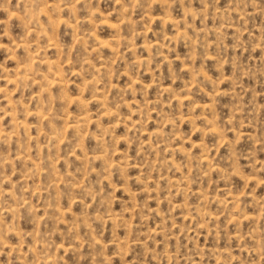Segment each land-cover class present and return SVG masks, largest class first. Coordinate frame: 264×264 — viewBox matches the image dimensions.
I'll return each instance as SVG.
<instances>
[{"label": "rangeland", "instance_id": "374dc122", "mask_svg": "<svg viewBox=\"0 0 264 264\" xmlns=\"http://www.w3.org/2000/svg\"><path fill=\"white\" fill-rule=\"evenodd\" d=\"M20 1L8 0L7 3V0H0V5H5L0 6L3 10L0 9V21L3 20L5 24L0 22V33L2 34V27H4L3 30H6L10 34V38L14 35V39L18 38L16 35H21V39L26 37L24 34L27 35L24 31L25 27L23 25L20 26V20L17 18L18 14L21 13L18 16L21 18V15L23 16L24 13V7H22L24 4L22 5ZM34 1L36 3V0H32V2ZM75 1L77 0H62V2L69 4L70 2H74L76 16L72 15L74 14L72 12L66 13V11H62L60 13V24L58 25L57 23L58 28L56 25L57 34H54L56 33V29L52 33L54 36L56 35L55 37L53 36L56 38L55 42L58 40L60 42L59 44L62 45L60 46L58 41L56 42L60 46V53L57 52V54L63 58L58 59L55 53L56 51L45 48V45L41 46L42 49L44 48L43 50L47 49L43 51L45 52L44 56L40 48L42 56L49 59L53 57L52 59H58L59 62H62L61 65H64L63 70L65 69L63 76L67 79L65 81L68 82V84H65L67 88L65 86L64 89L52 87L50 89L51 96L53 97L50 100L51 102H48L46 95H42V103L46 105V102H48V106L54 115L51 122L52 126L54 128H60L63 124V114H65L66 106L68 114L71 111L69 115L72 116L70 117H74L81 112V107H78L80 105H77L78 102H76L77 100L75 98L82 96L78 100L85 104L84 108L95 122L88 126V130L85 131L86 134L82 132L84 135L81 136V144H84L85 146L83 145L82 147L87 150L81 148L79 152L82 153L83 151L84 155L79 153L76 147L73 146L78 136L71 130L65 132L64 140L58 145L59 147L55 145L57 148L49 141L45 144L44 142L47 138L45 137L43 140V136L37 138L39 139L37 142H40L38 146L40 145L41 152L34 149V144H37L36 141L35 143L33 141L30 142L29 150L31 156L33 158H39L41 165H43V169L41 170L43 173L41 172L39 177L37 176L36 178L35 176H30L22 179L21 172L24 169V164L14 159L16 153L15 144L9 143V145H5L0 143V153L7 155L6 151L8 150V156L10 158L9 166L6 165L3 170L5 174L2 173L4 176L7 175V177L3 176L5 179L2 178L3 182L0 180V190L4 188L5 190L8 189V191H11L13 189L14 191L12 190L11 192L16 198L25 196V199L32 207L29 210L30 212L28 209L20 208L19 216L17 215L18 220L16 216L12 217L6 212L0 213V218L3 220H0V222H4L3 224H5H2V229H4L3 226H13V228L17 227V231L24 232H21L22 240L17 236L15 238V235L11 233H5L4 240L7 244L19 245L20 251H11V253L7 251L2 252L0 254V264H51L50 262L38 261L36 257L32 258L33 255L29 251V247L34 245L35 251L37 254L39 253V256L46 255V252L50 255L56 252L54 254H57V256H54L57 258V261L54 264H264V0H88L86 3H84V0ZM142 1L145 4H141L143 3ZM87 2H89V6H86L88 5ZM126 2H130V4ZM5 3L11 9L7 8V10ZM72 3L71 5H73ZM133 4L134 7H132ZM147 4L149 7L144 6V9L147 11L143 10V5ZM121 7L122 9L123 7L126 8L121 10ZM93 8H96L95 11L99 13L92 11L94 10ZM88 9H91L90 13ZM19 10L20 12H18ZM10 13L13 14V18H9L11 17ZM119 13L123 17L121 15L119 16ZM239 13L244 14L239 15ZM14 14H16V17ZM162 14L164 16L169 14L167 16L168 18L177 21L176 27L174 25L172 27V24H169V22L163 24L160 21V18L163 17ZM73 16L76 18L80 17L81 19L79 18L78 20V18H75V20L71 18ZM92 18L95 19V22L92 21ZM99 18L101 19L99 20ZM122 19L128 20V22L126 21V23ZM39 22H43L41 25L44 27L46 20L42 15H40ZM66 22H70V25L76 24L74 26L76 30L74 29L73 31V28L64 24ZM94 23L96 25L92 28ZM106 23L107 25L105 26ZM111 24L114 28L111 27ZM115 24L120 26L118 28H121L120 31L116 29ZM21 27L22 29L24 28L22 31ZM29 27L35 28L32 24ZM94 28L96 37L100 36L98 38L99 40L101 38V40L104 39L107 41V37L109 38L108 41H113L115 38H120L121 41L118 44L112 43L113 47L110 48V46V49H105V47H108L105 45H97V42H94V45L92 42L95 40L91 36V34L95 36ZM84 30L86 31L84 32ZM89 31L91 33H88ZM116 31L121 32L120 35L119 33L116 35ZM143 31L144 34H142ZM175 31L179 34L183 32L184 35L182 33L179 35ZM196 31L200 32L197 33ZM20 32L22 34L25 33L22 35ZM71 32L73 36L70 34ZM87 33L89 37H87ZM110 34L112 38L109 36ZM114 34L115 36H113ZM79 36L82 38L80 39ZM174 36L176 37V41L172 39L175 38ZM9 37L6 40L8 39L10 41ZM32 37L34 38V36H31L32 40L37 39L36 42H40L39 45H42V42H44V38L41 40L42 37L39 41L40 36L38 38L35 36L34 39ZM77 37L82 42L87 40L83 44L86 51L82 48V42L75 40ZM127 38L129 42L128 40L127 42L125 41ZM88 39L90 42L92 41L90 45ZM187 39L193 42L192 47L189 46L191 43ZM6 40L5 38H0V42L3 41L5 44L9 43L8 41L6 43ZM72 40L74 44L75 41L76 44L78 41V46L76 44L73 45ZM148 40L151 42H148ZM143 42H147L146 45H150L149 47L151 48H148L150 51L147 48L146 51L143 49L145 48L142 47L145 46ZM128 43L133 44L130 45L134 50L129 47ZM150 43L154 45L157 43L158 45L155 47ZM10 44L11 42L7 44V47ZM68 46L70 48L73 46V50L69 49ZM91 46L93 47L92 50L90 49ZM114 48L117 50V53ZM133 51L135 54L132 53ZM15 52L17 57H23L20 49H15ZM61 52L66 54H62V56L60 55ZM146 52L150 53L147 54ZM67 53H70V55ZM75 54L77 56H74ZM133 55L135 58L138 56V59L141 60L143 59L140 57H144V62L139 66L134 64L133 61L135 58L133 59ZM4 57H6V54L0 51V65L3 67L6 65V69L11 68L14 62L10 61L7 57L4 61ZM78 57L80 58L78 59ZM69 58L72 59V62H70L71 60ZM68 61L71 65H69L70 63ZM101 61H103L102 64ZM101 65L102 67L105 66V68L103 67V72L97 74L95 68ZM183 65H186V67H183ZM68 68L69 70L71 68L72 73H70ZM76 68L79 70V73ZM39 69L42 72L44 71V67L42 66ZM82 70L85 71L83 72ZM191 74L193 75L191 76ZM107 75L110 76L106 77ZM91 78H96L95 80L98 86L97 84L90 86L91 88L87 86L86 83H89L92 80ZM108 78L110 79V85ZM85 79H87V82ZM132 80H134V85H132ZM190 81L191 85H189ZM3 82V80H0L1 87H5V83ZM129 86L133 87V93L126 89L124 90L125 87ZM165 87H169V90L167 92L161 91L162 89L160 88ZM58 88L60 91L63 89V92H59ZM186 88L188 89L186 90ZM35 89L37 90V88L29 89L27 87L22 88L21 91L20 89H16L12 94L13 99L18 101L22 100V106L29 107V110H35L36 100L34 102L33 99H30L32 98V93L34 94L36 91ZM95 89L97 91L99 89V94L103 98H108V100L104 98L107 101V105L105 104L106 107H104L111 109V111L114 110L116 115L112 113L110 115L105 114L100 116L101 112L99 111L104 109V107H99L98 103L91 100ZM187 91L189 94H187ZM63 93L66 96H64L65 98L62 96L64 95ZM131 94L132 96L134 95V98ZM173 94L183 97L182 102L177 104L179 107L176 105L178 102H176L177 100ZM88 95H91L89 96L90 99H87ZM19 96L21 98H18ZM59 97H61L62 101ZM67 98L71 103L69 107L67 105V103L69 104ZM118 98L120 99L118 100ZM129 100H136L135 104H138L137 107L142 105L144 107H140V110L135 111L134 109L137 107L132 101L130 103ZM123 101L129 102L131 109H126L127 107L125 108ZM1 104L2 107L3 102ZM195 104H202V106L206 104L205 109L201 108V105ZM207 105H211V107L209 106V108ZM38 106L39 104H36L37 108ZM54 107L58 109H54ZM61 107H64V110ZM177 112L182 113V115ZM184 113H189L186 115L193 117H191L190 124L187 121H180L182 123L179 124L177 117L179 114L186 117ZM204 116L212 123L205 120ZM26 118L28 124H37L34 118ZM55 118L57 121L54 120ZM70 119L72 118H69L67 121H70ZM29 121L32 123H29ZM205 121L206 123H204ZM192 122H194L193 125ZM207 122L210 125H216V128L218 127L217 130L222 136L220 139L208 133L209 130H204L208 128L207 126H209V129L211 127ZM7 123L8 119L5 117L2 120V124L8 127ZM99 125H101V128H98ZM105 125L111 127L108 130L110 135L112 134L111 136L109 135L110 137L108 136V132L103 134V131L99 132L100 129H106ZM43 129L45 132L49 131L48 125L44 122L40 125V132H44ZM152 131L160 132L161 136L156 137ZM174 132L177 134L176 136H181L180 140L175 138ZM35 133L33 130L31 131L32 135H35ZM71 133L73 134L71 135ZM89 133H93V135L99 133L96 134L98 136L102 135L99 137L103 139L102 142L104 144L106 143L105 145L103 143V145L101 144L103 148L100 144L94 143L95 141L91 138L92 134L90 135ZM125 135L127 140L123 137ZM182 137L186 140H184L185 143L182 141ZM111 138L115 139L112 140ZM65 139H68V141H65ZM118 139L119 142L117 143ZM160 140L165 145L172 144L173 146H178L179 142H182L183 144L181 143L179 146L182 145L183 152L188 153V159L184 154L176 150L164 151L163 147L165 145L159 143ZM200 140L202 141L204 150L209 152V155H207L209 157L208 160L212 164V167L216 166L215 169L214 167L207 169L205 164L197 163L199 162L197 160L198 155L201 153L208 154L205 151L200 152L199 147L198 149L194 148L196 147L193 146L196 144L194 142L196 141L198 143ZM21 141L24 142L23 139ZM69 141L72 142L70 143ZM107 141L113 142L112 144L115 143V147ZM143 142L151 144L153 150L147 143L142 144ZM192 142L193 144L191 146ZM43 143L48 147L44 148ZM51 144L53 146L52 150ZM106 146L110 150H107ZM111 148H113V151ZM101 150L103 153L107 152L103 154L102 152L100 153ZM72 151H75L72 154L79 156V158L82 155L83 157L86 156L87 161L80 158L81 161L83 160V164L84 161L87 162L85 163L86 169L82 162H78V157V159L74 158L70 154ZM91 151L97 153L93 154ZM37 153H39L40 157H38ZM56 153L59 157L56 156ZM98 153L99 155L106 156V158L109 157L108 160L115 159V162L122 155L124 156L123 160H126L127 163L120 168L116 166L112 167L110 171L106 170L102 162L98 159L92 161L90 158L91 154L93 156ZM194 153H196V156ZM48 156H51L50 159ZM155 157L161 160L155 161V165H152L150 163L151 159L154 160ZM66 158H68L67 163L65 161L67 160ZM164 159H169L173 164L170 165L166 161L163 162L162 160ZM11 161L12 165L10 167ZM50 161H53V168L55 167L54 170L61 177L66 174L65 171L67 169L70 173L71 179H67L65 182H59L56 187L57 189L51 187L49 182L50 177L46 175L49 174L50 168H47L49 167L48 164ZM89 163H93V165L90 166ZM14 171L16 172L12 173ZM44 171L46 174H44ZM104 173L107 175L105 177L106 180L102 178L105 176ZM172 178L176 179L177 183L169 182ZM248 178L249 181H245ZM253 178L256 180H252ZM73 182L82 186L83 190H81V187L72 188L70 184ZM26 187L29 192L32 191L30 190L31 188H37L35 189V193L30 195V193H24L27 190ZM122 187H125L127 190L123 191ZM24 188L25 190H23ZM199 191L201 195H204L205 202L203 200L204 198L201 199L199 194H196ZM21 192H23V196ZM56 194L58 195L57 199L60 201L56 200ZM129 194H131V198ZM230 194L238 196V210L245 215L247 214V217H241L242 219H238L239 221L236 223L229 220V215H231L230 213L232 211L228 203ZM53 195H55V198ZM198 198L203 200L204 203H201V200ZM9 199L7 195L3 194L1 196L0 193V208L9 204ZM55 201L57 202L55 203ZM54 203L58 204L57 206L61 209H64L65 206L67 207L65 209L68 210V214H65L62 221L60 220L61 222L59 220L57 221L52 214L50 215L49 207L55 205ZM68 206H70V209H68ZM196 206L202 211L207 210L210 214L215 215V219H207L206 215H201V217L197 216L196 209L194 208ZM32 215L35 216V219L34 217L31 219ZM45 215H47V218ZM109 215L117 216L115 223L105 220V217ZM253 216L254 219H252ZM9 218L13 220L10 221ZM6 221L7 223H5ZM9 221L10 223H8ZM83 221L85 222V226ZM34 224L35 226L33 228ZM31 234L33 236L30 237ZM90 237L91 239H96L100 244H90ZM75 239L78 241L75 251L70 249L64 250L63 247V250L62 248H54V244L55 246L60 244L64 247L68 244L72 245L71 243ZM116 239H127L129 242L127 248L123 249L120 254L118 253V249L111 244L112 240ZM137 242H141V244ZM44 247L45 249L46 247L48 248L45 250L43 249Z\"/></svg>", "mask_w": 264, "mask_h": 264}, {"label": "bare ground", "instance_id": "6f19581e", "mask_svg": "<svg viewBox=\"0 0 264 264\" xmlns=\"http://www.w3.org/2000/svg\"><path fill=\"white\" fill-rule=\"evenodd\" d=\"M78 1V0H77ZM77 1H75V2H77ZM85 2L84 3H86V1H88V0H84ZM115 1H118V0H115ZM114 1V2H115ZM137 1V0H136ZM136 1H134V3H136ZM152 1H154V0H152ZM3 2V1H2ZM65 2H67V1H65ZM65 2H62V0H36V3H35V1L34 2H32V0L30 1V0H21L20 1V3H22V7H24L23 8V11H24V13H23V16L21 15V18L20 17H18V16H20V14H18V16H17V18L20 20V23H21V25L20 26H22L23 25V27H25V29H24V31L27 33V35L26 34H24V36H26L24 39H21L20 38V36L21 35H16L18 38H20L19 40H18V38H16V39H14L13 37H14V35H13V37L12 38H10L9 37V33L8 32H6V30L4 31L3 29H4V27H2L3 29H2V34L0 33V38H5V40H6V38L7 37H9L10 38V41H8V39L6 40V43H7V41L10 43L11 42V44L9 45V47H7V44H9V43H7V44H5V43H3V41L2 42H0V51H3V53L4 54H6V57L10 60V61H12V62H14V64H13V66L11 67V68H5V66L6 65H4V67L3 66H1L0 65V73L2 74H0V80H3L4 82L3 83H5L4 85H5V87H1L0 86V143H2V144H5V145H9V143H13V144H15V146H16V153H15V157H14V159H17V160H19L20 162H22L23 164H24V169L22 170V176H21V178L22 179H24V178H27V177H30V176H35V178L38 176L39 177V174L42 172L41 170L43 169V165H41V162H40V160H39V158H33L32 156H31V153H30V148H29V143L30 142H34L35 143V141H36V145L34 144V149H36L38 152L40 151L41 152V147H40V145L38 146V144L40 143V142H37V140H39V139H37L38 137H42L43 136V140H44V138L46 137L47 138V140L44 142L45 144H46V142L48 143V141L50 142V143H52L53 144V146H58L60 143H62V141L64 140V134H66L65 132L67 131V130H71V131H73V132H75L76 134H77V139H75V142L73 143V146L74 147H76V149L78 150V152L79 151H81V148H83V149H86V148H84V147H82L83 145L81 144L82 143V140H81V136H83L84 134H86V132L85 131H87L88 130V126L91 124V123H94L95 122V120L92 118V116L87 112V110L84 108V106H85V104L83 103V102H81L80 100H78V98H80V97H82V96H80V97H76L75 98V100H77L76 102H78V104L77 105H80V106H78V107H81V112L80 113H78L76 116H74V117H70V116H72V115H69L70 113H71V111H69L70 113L68 114V112H67V110H66V107H65V114H63L62 116L64 117V120H63V124L61 125V127L60 128H54L53 126H52V117H54V115H53V113H52V111H51V109L49 108V106H48V102L53 98L52 96H51V93H50V89L52 88V87H59V88H63L64 89V86H65V84L67 83L68 84V82H66L67 81V79H65L64 77L65 76H63L64 74V71H65V69L63 70V67H64V65H61V63L62 62H59V58H63V57H59L58 56V54H57V52H59L60 51V46H62V45H60L59 43V41H58V44L60 45H58L56 42H55V40H56V38H54L55 36L52 34L53 33V31H54V29H56V25H57V23H58V25L60 24L59 22L61 21V19H60V16H61V12L62 11H66V13L68 12H72V13H74V14H72V15H75L76 16V13H75V11H74V2L72 3V2H70V4L69 3H65ZM120 2V1H119ZM118 2V3H119ZM124 2V1H123ZM141 2V1H140ZM143 2V1H142ZM150 2V1H149ZM7 3H8V0H7ZM71 3L73 4V5H71ZM83 3V4H84ZM116 3V2H115ZM125 3V2H124ZM126 3H129L130 4V2H126ZM0 4H1V2H0ZM6 4V3H5ZM87 4L88 5H86V6H89V2H87ZM117 4V3H116ZM115 4V5H116ZM120 5H121V2L119 3ZM138 4H140L139 2H138ZM137 4V5H138ZM141 4H145L144 2L143 3H141ZM118 5V4H117ZM122 5H123V3H122ZM136 5V4H135ZM0 6H5V5H0ZM6 9L8 8V9H11V8H9L8 7V5L6 4ZM76 6V5H75ZM83 6V5H82ZM123 6H125V5H123ZM138 6H140V5H138ZM144 6H148L149 7V5L147 4V5H143V10H146V9H144L145 7ZM132 7H134V4H133V6ZM148 7H147V9H148ZM88 8V7H87ZM91 8V7H90ZM96 8H98V6H96ZM96 8H93L94 10H92V11H95L96 10ZM126 7H123V9H122V7L120 8L121 10H124ZM1 9V8H0ZM5 9V8H4ZM5 9V10H6ZM7 9V10H8ZM76 9V8H75ZM92 9V8H91ZM91 9H88V12L90 13V10ZM120 9H118V10H120ZM128 9V8H127ZM2 10V9H1ZM120 10V11H121ZM3 11V10H2ZM14 11V10H13ZM22 10H21V12H23ZM127 11V10H126ZM147 11V10H146ZM162 11H164V10H162ZM222 11V10H221ZM242 11V10H241ZM263 11V10H262ZM18 12H20V10L18 11ZM85 12H86V9H85ZM96 12V11H95ZM101 12V11H100ZM121 12H123V11H121ZM144 12V11H143ZM142 12V13H143ZM192 12V11H191ZM240 12V11H239ZM242 12H244V11H242ZM13 13V12H12ZM14 13H16V12H14ZM96 13H99V12H96ZM123 13H126V12H123ZM146 13V12H145ZM161 13V12H160ZM159 13V15L161 16V14ZM165 14H166V12H164ZM193 13V12H192ZM191 13V14H192ZM224 13H227V12H224ZM245 13V12H244ZM244 13H239V15L240 14H244ZM6 14V13H5ZM147 14H149V13H147ZM220 14V13H219ZM219 14H218V16H219ZM246 14V13H245ZM16 14H14V16H15ZM40 15H42L44 18H45V20H46V22L44 23V27L41 25L42 23H40L39 22V19H40ZM67 16H69L68 14H66ZM71 15V16H72ZM99 15V14H98ZM121 14L119 13V16H120ZM163 15V17L162 18H160V21H162L163 22V24L164 23H168L169 22V24H172V27H173V25L176 27V23H177V21H174V20H172V19H170V18H168L167 16H169V14L168 15H166V16H164V14H162ZM195 15V14H194ZM220 15H222V14H220ZM10 16L11 17H9V18H13L12 16H13V14H11L10 13ZM87 16V15H86ZM85 16V17H86ZM100 16V15H99ZM107 16V15H106ZM122 17H123V15H121ZM160 16H156V17H160ZM245 16V15H244ZM16 17V16H15ZM15 17H14V19H15ZM104 17V16H103ZM124 17H125V15H124ZM191 17H193V16H191ZM241 17H242V15H241ZM8 18V20H10ZM62 18V17H61ZM71 18H73V19H75L76 17H71ZM70 18V19H71ZM78 18V17H77ZM76 18V19H77ZM80 18V17H79ZM79 18H78V20H79ZM83 18V17H82ZM89 18V17H88ZM108 18V17H107ZM146 18V17H145ZM147 18H149L148 16H147ZM153 18H155V17H153ZM69 19V18H68ZM75 19V20H76ZM81 19V18H80ZM85 19H87V18H85ZM90 19V18H89ZM88 19V20H89ZM101 18H99V20H100ZM105 19V18H104ZM118 19V18H117ZM121 19V18H120ZM5 20V19H4ZM7 20V19H6ZM16 20V19H15ZM18 20V21H19ZM63 20H65V19H63ZM66 20H67V17H66ZM65 20V21H66ZM74 20V21H75ZM82 20H84V19H82ZM87 20V21H88ZM95 19L94 18H92V21H94ZM97 20V19H96ZM119 20V19H118ZM123 20V19H122ZM125 20V19H124ZM123 20V21H124ZM17 21V20H16ZM64 21V22H65ZM71 21V20H70ZM90 21V20H89ZM128 22V20H125V22ZM1 23L3 22V20H1L0 21ZM26 22V23H25ZM72 22H73V20H72ZM76 22V21H75ZM74 22V23H75ZM82 23H83V21H81ZM91 22V21H90ZM95 22V21H94ZM124 22V23H125ZM126 22V23H127ZM63 23V22H62ZM70 23V22H69ZM68 22H66V23H64V24H66L68 27H71V28H73L72 30L74 31V26L76 25H70ZM77 23V22H76ZM88 23V22H87ZM120 23V22H119ZM3 24H4V22H3ZM7 24H8V22H7ZM30 24H32L33 25V27H35V28H31V27H29V25ZM63 24V25H64ZM102 24V23H101ZM118 24V23H117ZM5 25V24H4ZM58 25H57V28H58ZM94 26H92V28L93 27H95V23L93 24ZM104 25V24H103ZM107 25V23L105 24V26ZM108 25H109V23H108ZM112 25V24H111ZM110 25V26H111ZM227 25H232V24H227ZM227 25H225L226 27H227ZM7 26V25H6ZM90 26V25H89ZM115 26L117 27L116 29H118L120 26L119 25H116L115 24ZM65 27V26H64ZM63 27V28H64ZM67 27V28H68ZM111 27H113L114 28V26L112 25ZM230 27V26H229ZM231 27H233V26H231ZM108 28H110L109 26H108ZM179 28V27H178ZM234 28V27H233ZM6 29V28H5ZM22 29V27H21V31L23 30ZM70 29V28H69ZM121 29V28H120ZM120 29H118L119 31H120ZM71 30V29H70ZM76 30V29H75ZM78 30V29H77ZM112 30H114V29H112ZM175 30H178V29H175ZM4 31V32H3ZM9 31V30H8ZM57 31V29L55 30V32ZM80 31V30H79ZM82 31V30H81ZM86 30H84V32H85ZM180 31V30H179ZM201 31V30H200ZM200 31H196L197 33H199ZM10 32V31H9ZM83 32V33H84ZM93 32V31H92ZM94 32H95V36H94V34H91V36H92V38H93V40H95V41H91L92 42V44H94V42L96 43H98L97 45H99V46H103V45H105V46H108V47H105V49L106 48H109L110 46V48H112L113 47V45H112V43H114V44H118L121 40H120V38H115V40H113V41H108L109 40V38H107L106 37V39H107V41L106 40H101V38H100V40L98 39L99 37H96V31H95V28H94ZM117 32V34L116 35H118V31H116ZM139 32H141V31H139ZM176 32V31H175ZM195 32V33H196ZM21 34H22V32H20ZM76 33V32H75ZM88 33H91L90 31L88 32ZM88 33H87V37H89L88 36ZM121 33V32H120ZM120 33H119V35H120ZM138 33V32H137ZM177 33V32H176ZM183 34L184 35V33L183 32H180V34ZM216 33V32H215ZM22 34V35H23ZM54 34H57V32L56 33H54ZM70 34H72V36H73V33L71 32ZM85 34V33H84ZM84 34H82L83 35V37H84ZM115 34L113 35V36H115ZM139 34H141V33H139ZM142 34H144V31H143V33ZM177 34H179V33H177ZM179 34V35H180ZM75 35V34H74ZM77 35V34H76ZM90 35V34H89ZM182 35V36H183ZM31 36H34V38H35V36L38 38V36H40L39 37V41H40V38H41V40L44 38V42H42V45H39V43L38 42H36V40L37 39H34L33 37V39L35 40H32L31 39ZM54 36V37H53ZM108 36V35H107ZM109 36H111V38H112V35L110 34ZM122 36V35H121ZM176 37H177V35H175ZM174 36V37H175ZM27 37H29V38H27ZM70 37H71V35H70ZM80 37V36H79ZM79 37H77V39H75V40H80L82 37H80V39H79ZM86 37V36H85ZM84 37V38H85ZM87 37H86V39H87ZM116 37H118V36H116ZM176 37L175 38H172V39H175L174 41H176ZM74 38H75V36H74ZM73 38V39H74ZM110 38V39H111ZM72 39V38H71ZM3 40V39H2ZM33 42H32V41ZM127 40H128V38L125 40L126 42H127ZM29 41H31V42H29ZM81 41V40H80ZM79 41V42H80ZM84 41V40H83ZM87 40H85V42H86ZM123 41V40H122ZM124 41V42H125ZM187 41L189 42L190 40L189 39H187ZM72 42V44L73 45H75L76 44V41H75V44L73 43V40L71 41ZM82 42V41H81ZM85 42H82V45L85 43ZM88 42H90L89 41V39H88ZM91 42L89 43V45L91 44ZM128 42H129V40H128ZM148 42H151V41H149L148 40ZM153 42V41H152ZM185 42H186V38H185ZM1 43H3V44H1ZM44 43V44H43ZM144 44H145V46H142V47H145V48H143V49H145V51L148 49V48H151V47H149L150 45H146V43L145 42H143ZM190 45L189 46H191L192 47V45H193V42H191L190 41ZM5 44V45H4ZM61 44H63V43H61ZM69 44V43H68ZM71 44V45H72ZM77 44H78V41H77ZM76 44V45H77ZM81 44V43H80ZM131 44V43H130ZM129 43H128V45H129V47L131 48V45H133V44H131L130 45ZM150 44H152V43H150ZM185 44V43H184ZM43 45H45L44 47L45 48H48V49H54L56 52V54H57V56H58V59H57V57L55 56V58L57 59V60H54V59H52V58H46V57H44L45 56V52H43V51H46L47 49H45V50H43L42 49V47L41 46H43ZM95 45V44H94ZM127 45V46H128ZM156 45H158L157 43H156ZM156 45H154V44H152V46H155L156 47ZM186 45V44H185ZM66 46H67V44H66ZM65 46V47H66ZM78 46V45H77ZM64 47V48H65ZM69 47V46H68ZM68 47H67V49H68ZM76 47V46H75ZM94 47H96V46H94ZM132 47H134V46H132ZM12 48V49H11ZM20 49V51L22 52V55H23V57H17L16 56V52H15V49ZM40 48L42 49V52H43V55L44 56H42L41 55V50H40ZM62 48V47H61ZM73 46H72V48H70L69 47V49H71V50H73ZM82 48H84V50H85V46L83 45L82 46ZM90 48V47H89ZM92 46H91V50H92ZM99 48V47H98ZM109 48V49H110ZM129 48V49H130ZM147 48V49H146ZM158 48V47H157ZM161 48V47H160ZM12 51H11V50ZM14 49V50H13ZM90 49H88V50H90ZM108 49V50H109ZM132 50H134V48H131ZM80 50V49H79ZM83 50V49H82ZM87 50V51H88ZM98 50V49H97ZM102 50V49H101ZM114 50H116L115 48H114ZM126 50H128V49H126ZM131 50V51H132ZM9 51V52H8ZM81 51V50H80ZM86 51V50H85ZM85 51H82V52H85ZM112 51V50H111ZM148 51H150L149 49H148ZM160 51V50H159ZM67 52H69L68 50H67ZM82 52H80V53H82ZM96 52H98V51H96ZM96 52H94L95 54H96ZM110 52V51H109ZM113 52V51H112ZM111 52V53H112ZM161 52V51H160ZM60 53V52H59ZM72 53V52H71ZM78 53V52H77ZM76 53V54H77ZM116 53H117V50H116ZM131 53V52H130ZM132 53H134V51L132 52ZM147 53V52H146ZM150 53V52H149ZM149 53H147V54H149ZM52 54V53H51ZM54 54V53H53ZM65 55L64 53H62L61 52V54L60 55ZM68 54V53H67ZM74 55V56H77V55ZM100 54V53H99ZM135 54V53H134ZM49 55H50V53H49ZM62 55V56H63ZM68 55H70V53L68 54ZM78 55H80L79 53H78ZM87 55V54H86ZM85 55V56H86ZM52 56V55H51ZM114 56V55H113ZM134 56V55H133ZM137 56V55H136ZM6 57H4V61H5V59H6ZM65 57V56H64ZM67 57V56H66ZM109 57V56H108ZM117 57H118V55H117ZM140 57V56H139ZM147 57V56H146ZM75 58H77V57H75ZM80 57H78V59H79ZM87 58H89V57H87ZM86 58V59H87ZM110 58V57H109ZM113 58V57H112ZM111 58V59H112ZM135 58V56L133 57V59ZM140 58H142L143 60H144V57H140ZM148 58V57H147ZM52 59V60H51ZM65 59H68V58H65ZM65 59H63V60H65ZM70 60V62H72V59L71 58H69ZM78 59H76L77 61H78ZM85 59V60H86ZM149 59V58H148ZM61 60V59H60ZM114 60V59H113ZM143 60H141V59H138V56L134 59V61H133V63L134 64H136V65H141L144 61ZM3 61V62H4ZM68 61V62H69ZM87 61V60H86ZM147 61V60H146ZM145 61V62H146ZM64 62H66V60L64 61ZM69 62V63H70ZM73 62H75V61H73ZM87 62H89L90 63V61H87ZM87 62H85V63H87ZM68 63V64H69ZM103 63V61H101V64ZM106 63V62H105ZM148 63H149V60H148ZM2 64V63H1ZM65 64V63H64ZM67 64V63H66ZM82 64V63H81ZM80 64V65H81ZM90 64H92V63H90ZM107 64V63H106ZM69 65H71V63L69 64ZM73 65V64H72ZM75 65V64H74ZM82 65H84V64H82ZM100 65V64H99ZM105 65V64H104ZM148 65V64H147ZM40 66H42V67H44V71L42 72V70L41 69H39V67ZM87 66V65H86ZM92 66V65H91ZM90 66V67H91ZM186 67V65H183V67ZM71 67V66H70ZM73 67V66H72ZM71 67V68H72ZM81 67V66H80ZM90 67H88V68H90ZM104 68H105V66H103ZM102 67V65L101 66H99V67H96L95 69H96V73L97 74H99V73H101V72H103V68ZM107 67H108V65H107ZM147 67V66H146ZM71 68H70V70H69V68H68V70L70 71V73H72L71 71ZM74 68V67H73ZM189 69H190V67H188ZM187 68V69H188ZM83 69V68H82ZM85 69V68H84ZM184 69H186V68H184ZM192 69V68H191ZM41 70V71H40ZM68 70H67V72H68ZM74 70V69H73ZM76 70H77V68H76ZM79 70H77V72H78ZM83 72L85 71V70H82ZM108 71V70H107ZM189 71V70H188ZM74 72V71H73ZM83 72H81V73H83ZM86 72H87V69H86ZM105 72V71H104ZM109 72V71H108ZM69 73V72H68ZM68 73H66V74H68ZM79 73V72H78ZM81 73H80V76H81ZM191 73H192V71H191ZM76 74V73H75ZM104 74V73H103ZM110 74V73H109ZM193 74H191V76H192ZM2 76V77H1ZM72 76V75H71ZM91 76V75H90ZM98 76V75H97ZM110 75H107L106 77H109ZM92 77H93V75H92ZM105 77V76H104ZM205 77V76H204ZM84 79V78H83ZM92 80L89 82V83H86L87 84V86H94V85H96L97 83H96V78L95 79H93V78H91ZM98 79V78H97ZM100 79V78H99ZM109 79V78H108ZM108 79H107V81H108ZM66 80V81H65ZM86 80V82H87V79H85ZM84 80V81H85ZM89 80V79H88ZM98 81H100V80H98ZM134 80H132L131 82H132V85H134L133 82ZM136 81V80H135ZM82 82V81H81ZM3 83H2V85H3ZM99 83V82H98ZM130 83V82H129ZM71 84V83H70ZM107 84V83H106ZM135 84H136V82H135ZM3 85V86H4ZM109 85H110V79H109ZM115 85V84H114ZM189 85H191V81L189 82ZM8 86V87H7ZM10 86V87H9ZM78 86V85H77ZM81 86H82V84H81ZM80 86V87H81ZM84 86V85H83ZM97 86H98V84H97ZM24 87H27V88H29V89H32V88H37V93L35 94V92H34V94L32 93V98H30L31 100L33 99L34 100V102H35V100H36V104H39V106H38V108L36 107V104H35V110H29L26 106H22V104H21V101L22 100H16V99H13V92H15V90L16 89H20V91H21V89L22 88H24ZM66 87V86H65ZM79 87V89H81ZM102 87H103V84H102ZM164 87V86H163ZM10 88H12V89H10ZM58 88V89H59ZM67 88V87H66ZM65 88V89H66ZM78 88V87H77ZM91 88V87H90ZM62 89V90H63ZM84 89H86V87H84ZM128 90V91H133V87L132 86H129V87H125L124 88V90ZM160 89H162L161 91H164V92H167L168 90H169V87H165V88H160ZM188 88H186V90H187ZM61 90V91H62ZM76 90V89H75ZM83 90V89H82ZM93 90V89H92ZM102 90V89H101ZM185 90V91H186ZM20 91H19V93H20ZM29 91H32V90H29ZM60 91V89H59V92H61ZM95 92H94V94H92V96L91 95H88V98L87 99H90L89 98V96H91V100L92 101H94L95 103H98V105H99V107H104L105 106V104H106V100L105 99H107L108 100V98H106V97H102L99 93V89H98V91H97V89H95L94 90ZM119 91V90H118ZM185 91H184V93H185ZM63 92V91H62ZM67 92V91H66ZM92 92V91H91ZM122 92V91H121ZM131 92H129V93H131ZM22 93H23V91H22ZM58 93V92H57ZM79 93V92H78ZM93 93V92H92ZM102 93V92H101ZM120 93V92H119ZM133 93V92H132ZM64 94V93H63ZM187 94H189V92L187 91ZM187 94H184V95H187ZM42 95H46L47 96V100H48V102H46V101H44V102H46V105H43V101H42ZM57 95V94H56ZM59 96H60V94H58ZM62 95V94H61ZM175 94H173V96H174ZM63 97L65 96V94L64 95H62ZM78 96V95H77ZM105 96V95H104ZM131 96H132V94H131ZM134 96V95H133ZM132 96V97H133ZM58 97V96H57ZM66 97V96H65ZM64 97V98H65ZM70 97V96H69ZM68 97V98H69ZM124 97V96H123ZM122 97V99H124ZM132 97H130V98H132ZM172 97V96H171ZM18 98H21L20 96L18 97ZM63 98V99H64ZM67 98V99H68ZM134 98V97H133ZM29 99V98H28ZM58 99V98H57ZM56 99V100H57ZM59 99L61 100V97H59ZM74 99V98H73ZM85 99V98H84ZM120 98H118V100H119ZM177 101H176V100ZM175 101L176 102H178V103H176V105L177 104H179V103H181L182 102V100H183V97H181L180 95L178 96V95H175ZM185 99V98H184ZM83 100V99H82ZM144 100V99H143ZM187 100V99H186ZM186 100H184V101H186ZM62 101V100H61ZM65 101V100H64ZM68 101H69V99H68ZM116 101H117V99H116ZM115 101V102H116ZM130 101V103H131V101L134 103V105L137 107V105L135 104L136 103V100H129ZM147 101V100H146ZM1 102H3V106L1 107ZM51 102V101H50ZM73 102V101H72ZM75 102V101H74ZM150 102V101H149ZM152 102V101H151ZM85 103H87V102H85ZM129 102H126V101H123V104L125 105V108L126 109H128V108H130L131 109V107H130V104ZM132 103V104H133ZM50 104V103H49ZM71 103H70V101H69V104L67 103V105H68V107H69V105H70ZM88 104V103H87ZM86 104V105H87ZM146 104V103H145ZM147 104H148V101H147ZM207 104H210V103H207ZM27 105V104H26ZM53 105V104H52ZM107 105V104H106ZM109 105V104H108ZM140 105V104H139ZM195 105H199V104H195ZM194 105V106H195ZM201 105V108H204L205 109V105L206 104H204V106H202V104H200ZM199 105V106H200ZM76 106V105H75ZM113 106V105H112ZM114 106H118V105H114ZM145 106H147V105H145ZM178 106V105H177ZM208 106V105H207ZM210 107H211V105H209ZM208 106V107H209ZM52 107V106H51ZM106 107V106H105ZM104 107V109H102L101 111H99V112H101L100 113V116H103V115H110V114H112V113H114L113 115H116L115 113L116 112H114V110L113 111H111V109H109V108H105ZM120 107V106H119ZM119 107H118V109H119ZM140 107H144L143 105L142 106H140ZM140 107L138 106L136 109H134L135 111L137 110H140ZM179 107V106H178ZM207 107V108H208ZM209 107V108H210ZM37 108V109H36ZM62 108V107H61ZM60 108V109H61ZM64 108V107H63ZM62 108V109H63ZM87 108V107H86ZM199 108V107H198ZM54 109H58V108H55L54 107ZM61 109V110H62ZM67 109H69V108H67ZM114 109H116V108H114ZM64 110V109H63ZM210 110V109H209ZM54 111V110H53ZM118 111V110H117ZM132 111V110H131ZM179 111V110H178ZM56 112V111H55ZM61 112V111H60ZM73 112V111H72ZM134 112V111H133ZM58 113V112H57ZM56 113V114H57ZM92 113V112H91ZM132 113V112H131ZM177 113H180V112H177ZM73 114V113H72ZM181 115H182V113H180ZM179 114V116L177 117V119L179 120V124L180 123H182L183 121L184 122H186L187 121V123H191V117L192 116H188V115H186V114H189V113H184L185 114V116L186 117H183V116H181ZM191 114V113H190ZM60 115V114H59ZM94 115H95V113H94ZM177 115V114H176ZM57 116H58V114H57ZM5 117H7V119H8V123H7V125H8V127H5V126H3V124H2V120L5 118ZM26 117H32V118H34V120L36 121V123L37 124H35V123H33L34 125H30V124H28L27 123V118ZM61 117V116H60ZM107 117V116H106ZM111 117V116H110ZM175 117V116H174ZM205 117V116H204ZM212 117V116H211ZM210 117V118H211ZM62 118V117H61ZM69 118H72V119H70V121H67ZM98 118H99V116H98ZM116 118H118V117H116ZM193 118V117H192ZM195 118V117H194ZM202 118V117H201ZM59 119V118H58ZM203 119V118H202ZM205 120H208V122H211V121H209V119L207 118V117H205L204 118ZM54 120H56L57 121V119L55 118ZM60 120V119H59ZM72 120V121H71ZM97 120V119H96ZM114 120V119H113ZM116 120V119H115ZM119 120V119H118ZM169 120V119H168ZM210 120H212V119H210ZM122 121V120H121ZM175 121V120H174ZM177 121V120H176ZM180 121H182V122H180ZM193 121V120H192ZM42 122H44L45 124H47L48 125V129H49V131H46L45 132V128H46V125H45V128L43 129V131L45 132H40V125H41V123ZM98 122V121H97ZM203 122V121H202ZM207 122V123H208ZM29 123H32V122H30L29 121ZM123 123V122H122ZM186 123V124H187ZM193 123L194 122H192V125H193ZM204 123H206V121L204 122ZM203 123V124H204ZM212 123V122H211ZM55 124H57V125H60V124H58V123H55ZM99 124V123H98ZM114 124V123H113ZM119 124V123H118ZM133 124V123H132ZM184 124V123H183ZM209 124V123H208ZM178 125V124H177ZM205 125V124H204ZM210 125V124H209ZM106 126V129H103V130H99V132H101V131H103L102 132V134L103 133H105V132H108L109 134H108V136L110 135V132L108 131L109 130V128H111V127H108V125H105ZM126 126V125H125ZM128 126V125H127ZM207 126V125H206ZM211 127H210V129H209V126H207L208 128H206V129H204V130H206V131H208V133H211L212 135H215L218 139H220L222 136H221V133L217 130V128L215 127L216 125H210ZM96 127V126H95ZM98 127V126H97ZM114 127V126H113ZM129 127V126H128ZM98 128H101V125H99V127ZM105 128V127H104ZM130 128V127H129ZM128 128V129H129ZM113 129V128H112ZM203 129V128H202ZM34 131V133H35V131H36V133H35V135H37V136H35V135H32L31 134V131ZM111 130V129H110ZM126 130H127V128H126ZM204 130H202V131H204ZM98 131V130H97ZM113 131V130H112ZM111 131V132H112ZM205 131V132H206ZM84 134H83V133ZM153 133H154V135L156 136V137H160L161 136V134H160V132H158V131H152ZM204 132V133H205ZM38 133V134H37ZM43 133V134H42ZM176 133H178L177 131H176ZM175 132H174V136H175V138H177V139H179L180 140V134H179V136L180 137H178V136H176L177 134H176ZM207 133V132H206ZM73 133H71V135H72ZM82 134V135H81ZM90 135L92 134L93 135V133H89ZM96 134H99V133H96ZM93 135V137H92V135H91V138H93V140L95 141H93L94 143H97V144H102L103 142V139L102 138H100L99 136H102V135ZM101 134V133H100ZM106 135V134H105ZM112 135V134H111ZM110 135V136H111ZM70 136V135H69ZM76 136V135H75ZM98 136V137H97ZM109 136V137H110ZM116 136V135H115ZM85 137V136H84ZM119 137V136H118ZM123 137H125V139H126V135L125 136H123ZM123 137H122V139H123ZM67 138V137H66ZM69 138V137H68ZM116 138H117V136H116ZM121 138V137H120ZM183 138V137H182ZM24 140V142L23 141H21V140ZM112 140H114L113 138H111ZM110 139V140H111ZM122 139H120L121 141H122ZM124 139V140H125ZM69 140H70V138H69ZM109 140V139H108ZM127 140V139H126ZM126 140H125V142H126ZM184 138H183V142H184ZM65 141H68V139L66 140L65 139ZM73 141V140H72ZM71 141V142H72ZM117 141V140H116ZM186 141V140H185ZM70 142V141H69ZM70 142V143H71ZM107 142H109V141H107ZM119 142V139H118V141H117V143ZM124 142V141H123ZM200 142H201V144H200ZM200 142H194V143H196L195 145H193V146H196V147H194V148H197L198 149V147L200 148V152L202 151V152H204L205 150H204V148H203V145H202V141L200 140ZM41 143H42V141H41ZM43 143V144H44ZM109 143H113V142H109ZM145 143H147V142H143L142 144H145ZM159 143H164L162 140H160L159 141ZM182 143V142H181ZM180 142H179V144H181ZM185 143V142H184ZM43 145L44 146V148L46 147H48V146H46V145ZM52 144H51V150H52ZM104 144V143H103ZM102 144V145H103ZM106 144V143H105ZM104 144V145H105ZM115 144V143H114ZM114 144H112L113 146H114ZM148 144V146L150 147V148H152V150H153V147H152V145L151 144H149V143H147ZM179 144H178V146H173L172 144H163V145H165L164 147H163V150L165 151V150H176V151H178V152H180V153H182V154H184L185 155V157L188 159V153L186 154V153H184L183 151V149H182V145H180L179 146ZM183 144V143H182ZM192 144H193V142L191 143V146H192ZM48 145V144H47ZM102 145H101V147H102ZM205 145V144H204ZM55 146V147H56ZM72 146V145H71ZM85 146V145H84ZM95 146H96V144H95ZM109 147H110V145H108ZM112 146V147H113ZM208 146V145H207ZM6 147V146H5ZM35 147H37V148H35ZM59 147V146H58ZM97 147H99V146H97ZM100 147V148H101ZM105 147V146H104ZM115 147V146H114ZM57 148V147H56ZM103 148V147H102ZM106 148H107V146H106ZM192 148V147H191ZM205 148H207V147H205ZM7 149H8V146H7ZM6 149V150H7ZM72 149V148H71ZM82 149V150H83ZM112 149V151H113V148H111ZM196 149V150H197ZM208 149V148H207ZM35 150V151H36ZM49 150V149H48ZM87 150V149H86ZM85 150V151H86ZM100 150V149H99ZM103 150V149H102ZM102 150L100 151V153L102 152ZM107 150H110V148L108 149L107 148ZM114 150H116V149H114ZM54 151V150H53ZM55 151H56V149H55ZM94 151V150H93ZM93 151H91V153H93V154H95V153H97V152H93ZM4 153H6L7 152V155H2L1 153H0V180L3 182V179H4V177H7V175L6 176H4V168H5V166L7 165V166H9L8 164H9V156H8V150L5 152V151H3ZM2 152V153H3ZM14 152V151H13ZM57 152V151H56ZM75 152V151H74ZM73 151L70 153V154H72V153H74ZM87 152V151H86ZM107 152V151H106ZM106 152H104V153H106ZM116 152V151H115ZM117 152H119V151H117ZM157 152V151H156ZM205 152H208V151H205ZM79 153H81V152H79ZM84 152L82 151V153L81 154H83ZM103 153V152H102ZM103 153V154H104ZM114 153V152H113ZM121 153V152H120ZM198 153V152H197ZM38 154V157H40L39 156V153H37ZM37 154H35V156H37ZM47 154V153H46ZM76 154V153H75ZM89 154V153H88ZM116 154V153H115ZM118 154V153H117ZM122 154V153H121ZM155 155H156V153H154ZM195 154V156H196V153H194ZM14 155V154H13ZM54 155V154H53ZM73 155V154H72ZM78 155V154H77ZM80 155V154H79ZM84 155V154H83ZM83 155H82V157H83ZM92 155V154H91ZM90 155V158H91V160L92 161H94L95 159H98L100 162H102L103 164H104V169H106V170H109L110 171V169L112 168V167H116V166H118L119 168L120 167H122V166H124V165H126V163H127V161L126 160H123V158H124V156H122L121 155V157H120V159L119 160H117V162H115V159H113V161H112V159L111 160H108V158H106V156H104V155H99V153L98 154H96V155H93V156H91ZM106 155V154H105ZM111 155V154H110ZM109 155V156H110ZM207 155H209V152H208V154L207 153H201L200 155H198V157H197V160L199 161V162H197L198 164H200V163H203V164H205V166H206V168L207 169H212L213 167H212V164L210 163V161L208 160L209 159V157L207 156ZM56 156H58L59 157V155H57V153H56ZM69 156H71V155H69ZM88 156V155H87ZM191 156H193V155H191ZM49 157V159H50V157L51 156H48ZM73 157L74 158H79V156H75V155H73ZM82 157H80L81 159H84V160H86V156H84L83 158ZM117 157V156H116ZM208 157V158H207ZM46 158V157H45ZM54 158V157H53ZM77 158V159H78ZM80 158H79V160H78V162L80 161V162H82V164H83V160L81 161L80 160ZM122 158V159H121ZM126 158V157H125ZM193 158H195V157H193ZM12 159V158H11ZM56 159V158H55ZM62 159V158H61ZM65 159V158H64ZM63 159V160H64ZM67 160H65L66 161V163L68 162V158H66ZM116 159H118V158H116ZM57 160V159H56ZM58 160H59V158H58ZM74 160V159H73ZM157 160H161V159H157L156 157L154 158V160H152L151 159V164L152 165H155V161H157ZM18 161V162H19ZM41 161H42V159H41ZM54 161V160H53ZM53 161L51 162H49V167H48V165H47V169H49L50 168V170H49V174H46L45 173V171L47 170L46 168V170L44 171V174H46V175H48L49 177H50V179H49V182H50V185H51V187H53L54 189L57 187V184L59 183V182H65L67 179H71V177H70V173L66 170L65 172H66V174L65 175H63L62 177L60 176V175H58L57 173H56V171L54 170V168H53ZM87 161V160H86ZM153 161V162H152ZM163 162H168L170 165H172L173 163L172 162H170L169 161V159H164V160H162ZM46 162H47V159H46ZM63 162V161H62ZM55 163H57V161H55ZM85 163H87V162H85L84 161V168H85ZM90 163H91V161H90ZM89 163V164H90ZM149 163V164H150ZM80 164V163H79ZM88 164V165H89ZM11 165H12V161L10 162V167H11ZM88 165H86V166H88ZM91 165H93V163L92 164H90V166ZM26 166V167H25ZM55 166H56V164H55ZM82 166V165H81ZM14 167V166H13ZM12 167V168H13ZM101 167V166H100ZM216 167V166H215ZM215 167H214V169H215ZM9 168V167H8ZM20 168H22V167H20ZM20 168H19V170H20ZM84 168H83V170H84ZM91 168V167H90ZM103 168V167H102ZM82 169V168H81ZM86 169V168H85ZM89 169V168H88ZM93 169V168H92ZM103 169V170H104ZM12 170V169H11ZM14 170H16L15 168H14ZM18 170V171H19ZM80 170V169H79ZM17 171V170H16ZM16 171H14V172H12V173H15ZM21 171V170H20ZM48 172V171H47ZM83 172V171H82ZM85 172H86V170H85ZM84 172V173H85ZM102 172V171H101ZM103 172H105V171H103ZM204 172V171H203ZM233 172H234V170H233ZM2 173H4V174H2ZM43 173V172H42ZM109 173V172H108ZM11 175V174H10ZM104 175H105V173H104ZM103 175V176H104ZM4 176V177H3ZM47 176V177H48ZM107 175H105L104 177H102V175H101V177L102 178H104V180H106L105 179V177H106ZM3 178V179H2ZM73 179V178H72ZM5 180V179H4ZM38 180V179H37ZM252 180H256L255 178H253ZM245 181H249V178L248 179H246ZM169 182H175V183H177V180L176 179H174V178H172V179H170V181ZM255 182V181H254ZM264 185V184H263ZM70 186L72 187V188H78V187H81V190H83V187L82 186H80L79 184H77V183H71L70 184ZM121 186V185H120ZM123 186V185H122ZM27 188V187H26ZM37 187H33V188H31L30 190H32L31 192H29L28 191V188H27V190L26 191H24V193L25 194H28V193H30V195L31 194H33V193H35V189H36ZM57 189V188H56ZM122 189H123V191H126L127 189L125 188V187H122ZM5 189L3 188V190H0V193H1V196H3V194L4 195H7L10 199H9V204H7L6 206H3V208L1 207L0 208V213H2V212H6V213H8V214H10L12 217H15L16 216V218H17V220L19 219L18 218V213H19V209L20 208H25V209H28V211L29 210H31V205H30V203H28L27 202V200L25 199V196H23V192H21L22 193V198L20 197V198H16L15 196H14V194L11 192V191H8V189H6L5 191H4ZM23 190H25V188L23 189ZM38 190H40V189H38ZM14 191V190H13ZM3 193V194H2ZM196 194L198 195L199 194V197H201V199H203L204 200V202H205V197H204V195H201L200 194V191H199V193L198 192H196ZM57 195V194H56ZM130 195V198H131V194H129ZM54 196V198H55V195H53ZM57 197H58V195L56 196V200H58V201H60L59 199H57ZM133 197V196H132ZM53 198V197H52ZM53 198V199H54ZM207 198V197H206ZM198 199H200V198H198ZM200 199V200H201ZM203 200H201V203L203 202ZM207 200V199H206ZM227 201V200H226ZM238 201H239V198H238V196L237 195H233V194H230L229 195V197H228V203L230 204V208H231V215H229V220L230 221H233V222H238L239 220L238 219H240L241 217H245L246 215L244 214V213H241L239 210H238V207H239V205H238ZM7 202V201H6ZM57 201H55V203H56ZM203 202V203H204ZM54 203V204H55ZM6 204V203H5ZM49 204V203H48ZM52 204V203H51ZM45 205H47V204H45ZM58 204H55V205H52L51 207H49V210H50V215L52 214V216H54V218L58 221L59 220V222H61L62 221V219L64 218V216H65V214L68 212V210H66L65 208H67L66 206H65V208L64 209H61L59 206H57ZM59 205H60V203H59ZM197 205H199L198 203H197ZM62 206V205H61ZM69 208L68 209H70V206H68ZM201 207V206H200ZM47 208V207H46ZM63 208V207H62ZM195 209H196V214H197V216H200L201 217V215L202 216H204V215H206L207 216V219H215V215H212V214H210L209 212H207V210L206 211H202L198 206H196V207H194ZM44 210H47V209H44ZM205 210V209H204ZM70 211V210H69ZM30 212V211H29ZM45 213V212H44ZM246 213V212H245ZM43 214V213H42ZM48 214V213H47ZM68 214V213H67ZM210 214V215H209ZM18 215V216H17ZM49 215V217H51ZM250 215V214H249ZM3 216V215H2ZM46 216V218H47V215H45ZM33 217H34V219H35V216H33L32 215V218L31 219H33ZM44 217V216H43ZM116 217L117 216H115V215H109L108 217H105L106 219V221H111V222H116ZM247 217V216H246ZM37 218V217H36ZM52 218V217H51ZM51 218H48V219H51ZM217 219V218H216ZM242 219V218H241ZM252 219H254V216L252 217ZM0 220H1V218H0ZM9 220L11 221V220H13V219H11V218H9ZM37 220H39V219H37ZM61 220V221H60ZM75 220H76V218H75ZM229 220H227V221H229ZM1 221H3V220H1ZM10 221L8 222V223H10ZM16 221V220H15ZM33 221H35V220H33ZM40 221V220H39ZM38 221V222H39ZM74 221V220H73ZM242 221V220H241ZM240 221V222H241ZM252 221V220H251ZM13 222V221H12ZM31 222H32V220H31ZM54 222H55V220H54ZM81 222H82V220H81ZM239 222V223H240ZM4 223V222H3ZM3 223H1L0 222V254L3 252H5V251H7L8 253H11V251H20V246L19 245H17V246H14V245H9V244H7V242L4 240V235H5V233H11V234H13V235H15L14 237L15 238H20L21 239V237H22V234H21V232H19V231H17L16 229H17V227L16 228H13V226L11 227H6V226H3L4 227V229H2L1 227H2V224ZM5 223H7V221L5 222ZM32 223H34V222H32ZM55 223H57V222H55ZM83 223H84V226H85V222L83 221ZM12 224V223H11ZM15 224H17V223H15ZM3 225H5V224H3ZM9 225V224H8ZM13 225V224H12ZM36 225H37V223H36ZM237 225V224H236ZM235 225V226H236ZM16 226V225H15ZM18 226V225H17ZM34 226H35V224L33 225V228H34ZM38 227V226H37ZM20 228V227H19ZM18 228V229H19ZM56 228V227H55ZM35 229H36V227H35ZM4 230V231H3ZM38 230V229H37ZM57 230V229H56ZM32 231V230H31ZM53 231V230H52ZM26 232V231H25ZM29 232V231H28ZM157 232H159L158 230H157ZM22 233H24V232H22ZM30 233V232H29ZM28 233V234H29ZM34 233V232H33ZM35 233H37V231H35ZM25 235V234H24ZM27 235V234H26ZM51 235V234H50ZM17 236V237H16ZM29 236V235H28ZM31 236H33L32 234L30 235V237ZM36 237V236H35ZM40 239L41 240H43L41 237H40ZM18 240V239H17ZM22 240V239H21ZM21 240H20V242H21ZM89 240H91L90 241V244L92 243V244H100V242H98L96 239H94V238H92L91 239V237H90V239ZM88 240V241H89ZM33 241V240H32ZM16 242H18V241H16ZM39 242V241H38ZM44 242V241H43ZM71 242H72V240H71ZM129 242H128V240L127 239H124V240H122V239H116V240H112V242H111V244L112 245H114L117 249H118V253L120 254L121 253V251L123 250V249H125V248H127V246L129 245L128 244ZM137 243H139V242H137ZM17 244V243H16ZM36 244V243H35ZM45 244V243H44ZM44 244H43V246H44ZM53 244V243H52ZM57 244H59V243H57ZM72 245H66L65 247L63 246V245H56L55 246V244H54V248H59V249H61L62 247L64 248V250H67V249H70V250H73V251H75V248H76V246H77V244H78V241H77V239H75V240H73V243H71ZM90 244H88L89 246H90ZM139 244H141V242L139 243ZM92 246V245H91ZM52 247H53V245H52ZM48 247H46V249H47ZM63 248H62V250H63ZM43 249H45V247L43 248ZM43 249H41L42 251H43ZM45 249V250H46ZM41 250H39L40 251V253H42V251ZM56 250V249H55ZM54 250V251H55ZM29 251L31 252V254L33 255L32 256V258L34 257H36V259L39 261V260H41V261H45V262H50L51 264H54V263H56V257L54 256V255H56L57 256V254H54V253H56V252H54L53 253V255H50V254H47V252H46V255H44V256H39L37 253H36V251H35V245L34 246H31V247H29ZM57 251V250H56ZM6 252V253H7ZM44 252V251H43ZM51 252V251H50ZM52 253V252H51ZM45 254V253H44ZM7 255V254H6ZM59 257V256H58ZM36 260V261H37Z\"/></svg>", "mask_w": 264, "mask_h": 264}]
</instances>
